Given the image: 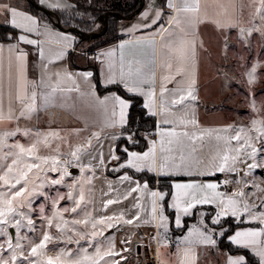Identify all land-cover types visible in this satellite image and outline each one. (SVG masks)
Instances as JSON below:
<instances>
[{
	"label": "crops",
	"instance_id": "0c3cea01",
	"mask_svg": "<svg viewBox=\"0 0 264 264\" xmlns=\"http://www.w3.org/2000/svg\"><path fill=\"white\" fill-rule=\"evenodd\" d=\"M143 1L144 5L131 17L119 20L118 30L122 39L95 49L94 52H88L77 47L76 35L70 29L54 27L44 22L27 9L23 0H3L9 7H15L17 11L34 17L38 24L37 31L26 32L10 25L9 17L6 14H0V28L1 26L4 28L6 37V39L0 38V46H2L0 49V109L5 117L0 120V125L15 120L7 118L10 109L14 116L19 115L21 104L17 97L21 87V63L18 55L19 52L27 53L23 66L24 86L29 95L32 91L37 92L36 111L44 115L49 111V114L55 113L58 119L72 123L77 130L81 131L80 146L84 152L76 169L87 174L89 178V186L93 188L94 210L99 209L102 217L118 218L123 214L124 220H133V223H127L126 226L138 225L144 228L145 232L154 233L158 239V251L152 250V254L155 252L157 256L156 258L151 256L152 264H201L203 247H205L208 257L206 264H224V262L214 261L213 256L217 257L209 252V250L214 251V247L222 250L217 245V241L215 244H203L195 242L197 241L195 235L189 237L190 231L195 229L194 225L201 224L203 221L208 225L207 216L212 215L211 220H213L219 208L215 204L197 205L191 214L181 215L177 209L171 207L172 196L176 191L174 185L195 180L203 183H219L218 191L225 193L226 196L241 190L250 193L251 187L248 179L252 177L255 169L249 171L247 164L254 161L250 162L251 158L247 152H241L235 165L238 172H216L215 175L192 176L184 174V171L168 175L161 174L159 165L164 156L173 157L175 162L179 163L180 156L184 155L187 158L186 163L192 166L193 172H196L197 169L199 171L211 170V163L219 162L217 157L224 155L230 147L237 146L235 141L230 140L234 136L231 119L226 116V111L223 108L210 106L204 102L206 98L202 87L207 81V67L204 68L203 63L211 58L208 51L212 49L215 52V44L218 42V38L214 34L232 29L239 24L241 2L240 0H198L199 11L192 13L182 12L180 9L186 3L194 4L196 0ZM39 4L53 11L70 10L75 6L72 0H39ZM57 4L60 7L54 6ZM170 4L173 6L170 7ZM157 12L160 13L159 19L156 20V23H151ZM145 13L148 14L147 17H145ZM145 25L150 26L145 27ZM218 25H232L233 27H218ZM21 34L38 40L40 43L33 45L18 41L16 37ZM64 37L71 38V42L69 43ZM149 40L155 41L154 48L145 43ZM126 41L131 43L121 50L119 46ZM193 42H195L194 55L191 54ZM9 45H16L17 49L10 52ZM40 50L43 51V57L40 56ZM108 51L114 52L111 58L103 55ZM121 51H123L125 71H127L129 61H135L133 67L142 68L146 72H151L154 69V84L143 85L145 91L150 87H154L155 90V115H151L154 117V130L145 135L147 142L143 149H127L129 152L143 153L152 147V141H156L157 171L155 173L147 169L137 171L132 167H120L129 159L128 154L123 160L112 159V155L119 157L117 144L120 139L132 135V140H130L132 143L136 141L134 143L136 144L139 141L132 132L124 130L128 123L132 101L115 90L99 93L93 70L87 67H73L70 63L71 57L78 63H86L90 60L99 66L100 78L104 86L120 85L127 91L122 84H107L105 81L109 59L113 64V71L119 74ZM86 72H92L93 75L86 78L83 75ZM193 79L195 84L192 86L195 89L196 101H186L185 105H173L172 101L178 98L176 90H186ZM33 84L36 86L33 87ZM52 89H56L52 102L44 106L40 94L51 92ZM162 89H167V91L162 94ZM128 92L141 97L143 106L148 102V97ZM113 94L130 102V107L126 110L127 123L123 127L118 123V109L115 118L111 115L112 102L109 101L106 110L97 101V97L102 100L105 96ZM165 101H167V105ZM146 110L149 114V110ZM113 119L117 121L115 126H111ZM193 119L197 121L196 124L182 123V121ZM165 120L174 121V123L165 125L163 123ZM166 128H174L177 133L187 132L189 136L195 135L202 139L190 140L188 137L182 136L178 138L165 137V150L162 151L160 132ZM223 129L229 130L220 131ZM169 139L172 140L171 144L168 143ZM89 141H91L90 145ZM229 154L235 155V153ZM129 170L143 172V177H136ZM125 175L131 179L123 180L122 177ZM149 179L153 182H149ZM224 180L231 182L225 185L223 184ZM246 181L247 187H245ZM137 183L141 186V190L131 191L137 187ZM145 183L147 188L143 189ZM152 191L168 193L163 202L157 199L155 220L151 214ZM108 200L118 201V203L105 207ZM161 203L164 206L163 215L168 218L164 233H162L159 210ZM177 215H181L179 227L175 222ZM245 216L233 217L229 215L221 217V220L231 217L236 221H244L253 225V221L247 220ZM187 218H191L188 226L181 229ZM205 225L203 224L202 228L205 229ZM244 227L237 228L231 235ZM172 229H177L178 233L176 235L169 234ZM186 237H189L194 243L190 244ZM189 249L188 256L185 257V252ZM222 251L221 255L224 260L226 258V264H228L229 257L244 256L240 253L232 254Z\"/></svg>",
	"mask_w": 264,
	"mask_h": 264
},
{
	"label": "snow or ice",
	"instance_id": "6c2138e0",
	"mask_svg": "<svg viewBox=\"0 0 264 264\" xmlns=\"http://www.w3.org/2000/svg\"><path fill=\"white\" fill-rule=\"evenodd\" d=\"M264 2V0H262ZM55 7H60V5H54ZM170 7L173 5H169ZM182 12H192L197 13L199 11V3L198 0L192 5L185 4L183 8L180 9ZM0 14H6L9 19L8 23L15 28L23 29L26 32H34L37 31V20L28 16L23 12L17 11L15 7H9V5L3 0H0ZM147 13H145V17H147ZM155 18L151 21V23H156V20L159 19L160 13L157 12L154 14ZM264 19V17H262ZM179 23V21H177ZM150 25H145L148 27ZM218 27H233L232 25H218ZM241 38H246L252 34V31H259V29H252L249 31H245L244 29H240ZM18 41L25 42L27 44H39L38 40L30 39L27 35H19L16 37ZM65 40L71 42V38L64 37ZM131 42L126 41L122 43L119 47L121 50L125 48L126 45H129ZM145 43L153 46L155 45L154 40L146 41ZM2 49V46H0ZM16 45H9V51L16 50ZM191 54H195V42L191 45ZM104 56L111 58L114 55L113 51H108L103 53ZM40 56L43 57V51L40 50ZM27 53L19 52L18 59L21 63V87L20 93L17 97L18 101L21 104V109L19 111L18 116H14L9 110L8 119H19L23 117H31V115L37 110L36 100H37V92L32 91L29 95L25 90L24 79H23V66L26 60ZM121 69L119 74L113 71V64L109 59L107 66V73L105 75V81L107 84H122L127 91L133 93H139L143 96L148 97V102L144 105L146 109L149 110L150 115H155V90L154 87H150L147 91L144 90L143 85L145 84H154V69L151 72H146L142 68H134L133 64L135 61H129L127 66V71H125L124 66V57L123 51H121ZM154 62V60H153ZM178 75L180 72L178 71ZM255 67L252 68L251 71L247 73L249 83L255 82ZM86 78H89L93 75L92 72H86L83 74ZM173 79V78H169ZM43 83V81H41ZM195 84V80L193 79L191 85L185 89H177L178 98L172 101L173 105H185L186 101H196L197 97L194 95V87L192 85ZM36 85L33 84V87ZM56 89H52L51 92L41 93V100L44 106H47L52 102L53 94ZM162 94L167 89H162ZM183 93V94H181ZM97 101L100 105H102L106 110L108 109L109 101H111V115L113 118L118 115L119 120L118 123L120 126H124L127 123L126 120V110L130 107V102L121 98L118 95L105 96L102 100L97 97ZM167 105V101H165ZM4 114L2 109H0V120L4 119ZM117 121L115 119L112 120L111 126H115ZM165 125H171L174 121L165 120L163 122ZM182 123H191L196 124L197 121L189 120L182 121ZM253 128L248 129L245 132V129L238 128L236 130V134L230 138L231 141L236 142V147H230L228 151L222 155L217 157L218 163L213 162L210 165L211 170L199 171L197 169L196 172L191 170V165L186 163V157L181 155L179 158V163H176L173 157L164 156L162 162L159 165V170L161 174H172L179 173L184 171V174L192 176V175H215L216 172L225 173V172H238L239 170L235 167L237 161L239 160V156L241 152H247L249 157L254 161L251 164H247V168L249 171L257 168L264 167V164L256 163V157L258 154L264 153V148H257V141H264V119L262 120H253L252 121ZM257 125H259L257 127ZM229 129H223L220 131H228ZM16 132L20 131L19 129L15 130ZM255 132V135H252V132ZM15 135V132H7L0 134V169H2V174H0V237L6 236V239L0 243V264H15L18 259L15 254L16 249H21L20 257L24 260H28V257L23 256V247L20 243L19 237H14L12 234L8 233V228H14L17 233L22 228H27L29 230H34L35 222L29 215L33 211L31 208L32 199L37 196H43L44 193L40 191L43 189L46 184L51 185H59L64 182V178L69 176L68 166L70 161L61 160V156L65 155L60 152L59 147L52 149L54 154L49 155H40L38 145H43L46 148H52L50 144V139L58 137V133H48L41 134L35 133L32 134L30 131L25 130L23 135H35L36 139L32 144L25 147L23 144H12L8 145L7 139ZM43 135V139L40 137ZM161 140V150L164 151V138L169 137H188L191 139H202V137L198 136H189L187 132L177 133L174 128H166L162 129L160 132ZM129 140H132V135L128 136ZM220 139V137H217ZM134 143L136 141H133ZM168 143L171 144L172 140L169 139ZM91 144V141L88 142ZM156 141H152V147L143 153L131 151L129 152L127 148L124 151L128 154L129 159L125 164H121L120 167H132L137 171H144L145 169L155 173L157 171V162H156ZM7 147L9 151L7 153H3L2 149ZM82 151V146L75 147L74 150L67 153L70 157H72L75 161H79L80 156L78 155ZM195 151V148H193ZM229 153H235V155H230ZM11 158V163L5 164L3 161ZM112 159L118 160L119 157L112 155ZM202 163V162H198ZM55 172L59 173L58 177L55 179H51L48 177V173ZM123 180H130L131 178L127 175L122 177ZM37 181H39L37 183ZM231 181L224 180L223 184L227 185ZM31 184V188L29 187ZM19 186V187H17ZM247 182H245V187H247ZM252 187L257 189L258 193L264 194V187H261L260 183L254 182ZM147 188V184L143 185V189ZM175 194L172 196V204L171 207L177 209L181 215H189L192 210L197 207V205H205V204H215L219 211L216 213L215 218L213 219V224L220 223L221 217L225 216H233L239 217L243 215H247L250 221H257L260 225H264V195H257V192L246 193L244 191H235L230 195H225V193L218 191L220 188L219 183L208 182L203 183L199 181H191L187 183H176L174 185ZM141 190V186L137 183V187L133 188L131 191ZM168 193L165 192H151V214L153 220L156 218L157 213V199L163 202ZM68 199H72V193H68ZM80 200L84 199L83 192H80ZM57 199H64L63 196L58 197ZM256 200H259L260 203H255ZM55 204V201L53 202ZM118 203V201L108 200L106 202L105 207L107 205ZM76 207H79V203L76 202ZM76 207H73L71 211L73 213L76 212ZM160 219L161 224L164 228H167V217L163 215L164 206L163 203L160 204ZM44 208L43 205L40 206V212L43 213ZM69 209H63V212H67ZM141 211L143 209L141 208ZM181 215L176 216V225L179 227L181 225ZM203 215V213H202ZM59 219V222L55 223L54 227L60 232L65 233L66 239L65 243H73L75 242L77 245L80 243V239L85 238L87 236L89 239H95L99 235H103V232H97L95 229L97 225H105L108 228H112L115 225L112 223L113 220L123 221L124 223L131 224L133 220H124L123 214L117 217H101L98 220L90 221L89 219L83 220H66L63 217L62 212H56L50 217H45L47 220V224L49 228L53 227V221ZM69 224L72 225L69 228ZM91 225L93 231L90 233L77 232L76 227L79 225ZM197 236L198 243L203 244H215L216 241L212 238V235L207 230L201 229H193L189 233V237ZM223 235V232H221ZM77 237L75 241L73 237ZM189 237H186L188 242L194 243ZM16 240L13 243V240ZM54 237L46 232L43 235L42 240L35 244V246L31 247V255L33 257H39L41 249H46L47 244L52 242ZM59 239V238H58ZM230 241L235 243L236 245L243 248H250L253 253L259 257V264H264V226L258 228H247L244 230L236 231L234 235L228 237ZM127 242V241H126ZM91 246V245H90ZM6 250H10L13 252V255L10 259H4L2 253ZM121 251H127V249H122ZM189 250H186L185 257L188 256ZM121 253L115 251V245L110 242V246L102 250L99 245L94 247V251L92 254H88L87 248L80 249L78 248L76 253H73L70 249H62L58 255L55 257H47L44 264H102L105 262L106 258H112L116 256H120ZM121 259H124L121 257ZM28 264H35L34 261H29ZM112 264H120V260L112 261ZM228 264H247V260L244 256H237L235 258L229 257Z\"/></svg>",
	"mask_w": 264,
	"mask_h": 264
},
{
	"label": "rangeland",
	"instance_id": "374dc122",
	"mask_svg": "<svg viewBox=\"0 0 264 264\" xmlns=\"http://www.w3.org/2000/svg\"><path fill=\"white\" fill-rule=\"evenodd\" d=\"M111 1L112 0H102L100 3L110 5ZM120 1L126 2V0ZM240 2L241 12L239 24L232 29L223 30L214 34L218 38V42L215 44L216 50L213 52L212 49H210L208 52L211 58L203 63L204 68L207 67V81L202 87L206 98L204 102L208 103L210 106L214 105L223 108V110L226 111V116H228L232 122L233 135L236 134L238 128L245 129V132L253 128V120L259 121L264 119V19H262V17H264V2H262V0H240ZM98 21L94 24V32H101L103 29V24ZM74 23L75 22L72 21V24ZM63 26L68 28V26ZM240 29H244L246 32L252 29H259V31H252L250 36L241 38ZM253 67H255V82L250 84L247 73L251 71ZM49 112L44 115L35 111L31 117L15 119L10 123L0 125V134L15 132V135L7 139L6 143L8 145L19 143L27 147L32 144L36 137L35 135H23L25 130L30 131L32 134L58 133V137L52 138L49 141L52 146L51 149L43 145H38L39 154H54L52 149L59 147L60 152L65 154L61 156V160L70 161L68 166L70 175L64 178V182L59 185L46 184L43 189H40L44 195L32 199L31 208L33 211L29 213V215L35 222L34 230L22 228L19 233H17L14 228H8L7 231L9 234L21 238L20 243L24 245L22 249L23 256L28 257V260H24L20 257L21 249H16L15 254L18 259L15 264H28L29 261H34L35 264H44L47 257H55L62 249H70L73 253H76L78 248H87L88 254H92L95 246L99 245L102 250H105L110 246V242L115 245V251L120 252L121 255L106 258V264H112L114 260H120V264H152V250L158 251V239H156L157 237H155L154 233L145 232V229L138 225L126 226L127 223L118 220L112 221L115 225L112 228L106 226L107 222L105 225H97L95 231H102L103 235H99L95 239H89L85 236V238L80 239L79 245L75 242H64L67 234L60 233L54 227L55 223L59 222L58 218L53 221L52 228L48 227L45 217H50L56 212H62L64 219L69 221L83 219L95 221L102 217L99 209L94 210L92 200L93 188L89 186L87 174H83L76 169L77 166H79L84 151L82 150L78 154L80 156L78 162L67 155V153L74 150L75 147L80 146L79 137L81 131L77 130L72 123L58 119L55 113L51 112L52 114H49ZM258 126L259 125H257V127ZM16 129L20 131L16 132ZM127 132H132L135 135L136 129L134 127H129ZM251 134L255 135L256 133L253 131ZM40 138L43 139V135ZM121 143V148L123 149L134 144L127 136L122 138ZM256 147L258 149L264 148V141H257ZM8 151L9 149L7 147L2 149L3 153H7ZM251 161L252 159H250V162ZM255 162L264 164V153L258 154ZM3 163H11V158L3 161ZM2 171L3 170L0 169V174H2ZM58 175L59 173L55 172L48 173V177L51 179L57 178ZM248 181L251 192H257V189L252 187L254 182L260 183L261 187H264V167L255 168L254 174L251 178L249 177ZM38 182L39 181H37V183ZM29 187L31 188V184H29ZM81 191L84 196L83 200L79 198ZM69 192L72 193V199L67 198ZM257 195L264 194L257 192ZM60 196H63L64 199H57ZM54 201L55 204L53 203ZM76 202L79 203V207H76ZM255 203L259 204L260 201L256 200ZM41 205H43L44 208L43 213L40 212ZM73 207H76L75 213L71 211ZM65 208L69 209V211L63 212ZM245 217L249 220L247 215ZM212 221L210 217L208 225L203 221L201 224L194 225V228L208 230L212 238L217 241L218 245V240L222 237L221 232H223L224 235V232L230 225L227 224V221L223 222L220 220L218 224H213ZM231 222L236 224V222L244 221L231 219ZM203 224L207 225H205V229L202 228ZM252 224L253 225H246L244 228H240L237 231L250 227L258 228L264 226L260 225L259 222L257 223V221H253ZM71 227L72 225L69 224V228ZM165 230L166 229L162 226V233H164ZM76 231L90 233L93 229L90 224L87 226L79 225L76 227ZM46 232L54 237L53 241L47 244L46 249L39 250V257H33L30 251L31 247L39 243ZM177 233L178 232L173 229L169 231V234L176 235ZM195 237L197 238V236ZM76 238L77 237L74 236L73 240L75 241ZM5 239L6 236L0 237V243ZM15 242L16 240L14 239L13 243ZM122 249H127V251H121ZM203 249L204 253L201 264H206L208 257L205 247H203ZM213 249L215 250H209L212 255L217 257L215 258L213 256V260L226 264V258L224 260L223 255H221L223 251L216 249V247ZM2 255L4 259H10L13 252L6 250ZM121 257L124 259H121ZM102 264H105V262H102Z\"/></svg>",
	"mask_w": 264,
	"mask_h": 264
},
{
	"label": "trees",
	"instance_id": "16d2710c",
	"mask_svg": "<svg viewBox=\"0 0 264 264\" xmlns=\"http://www.w3.org/2000/svg\"><path fill=\"white\" fill-rule=\"evenodd\" d=\"M23 0L27 9L39 16L41 20L47 22L51 26L58 27L59 21L61 24L68 26L76 35V45L84 51L94 52L95 49H99L105 45L114 43L122 39L121 34L118 30V22L121 18L131 17L136 13L142 4V0H126V2H121L120 0H112L110 5H104L100 2L102 0H72L75 4L70 10H55L54 14L48 13L43 9L35 5L39 4V0ZM35 2V3H34ZM40 5V4H39ZM99 20V21H98ZM72 21L75 23L72 24ZM101 22L103 24V29L97 34H92L94 32V24L96 22ZM76 28V30H75ZM0 38L6 39L4 36V28H0ZM71 66L90 68L94 72V78L96 83V88L99 93L103 94L107 91L115 90L122 96L130 99L132 101L128 123L125 127V131H128L129 127H134L136 129V137L138 138V143L129 145L127 148L130 149H143L146 146L145 135L151 133L154 130V117L148 114L147 110L143 106L141 97L137 95H132L128 93L120 85H109L104 86L101 82L99 66L96 63H92L88 60L86 63H78L74 58H70ZM122 139L118 141L117 152L119 154V159L123 160L127 156V153L121 148ZM110 173V171H108ZM131 174L136 177H143V172H135L129 170ZM149 182H153L149 179ZM210 215V214H209ZM207 216L208 222H210V216ZM234 218L227 217L222 221L228 222L230 227L224 232V235L218 240V245L220 249L227 253L232 254H243L247 260V264H259V257H257L249 248H243L238 245L233 244L228 237L239 227L249 225L245 222H231ZM191 218H187L184 221V225L181 229H185L188 226ZM174 231H176L174 229Z\"/></svg>",
	"mask_w": 264,
	"mask_h": 264
},
{
	"label": "water",
	"instance_id": "95a60500",
	"mask_svg": "<svg viewBox=\"0 0 264 264\" xmlns=\"http://www.w3.org/2000/svg\"><path fill=\"white\" fill-rule=\"evenodd\" d=\"M29 1L33 2L32 0H29ZM34 3H35V2H34ZM35 5L38 6L39 8H41V9H43L44 11L48 12V13H52V14H54V11L51 10V9H48V8L42 7L41 5H39V4H37V3H35ZM143 5H144V1H143L142 4L140 5L139 9H140ZM58 25H59V27H64V26L61 24L60 21H59ZM97 33H98V32H93L92 34H97Z\"/></svg>",
	"mask_w": 264,
	"mask_h": 264
},
{
	"label": "bare ground",
	"instance_id": "6f19581e",
	"mask_svg": "<svg viewBox=\"0 0 264 264\" xmlns=\"http://www.w3.org/2000/svg\"><path fill=\"white\" fill-rule=\"evenodd\" d=\"M152 257H156V254H155V252L151 255Z\"/></svg>",
	"mask_w": 264,
	"mask_h": 264
}]
</instances>
